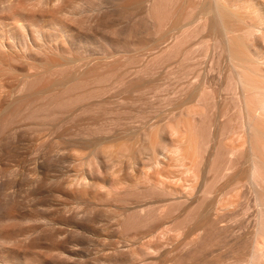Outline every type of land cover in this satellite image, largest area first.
Instances as JSON below:
<instances>
[{
    "label": "bare ground",
    "instance_id": "6f19581e",
    "mask_svg": "<svg viewBox=\"0 0 264 264\" xmlns=\"http://www.w3.org/2000/svg\"><path fill=\"white\" fill-rule=\"evenodd\" d=\"M0 264H264V0H0Z\"/></svg>",
    "mask_w": 264,
    "mask_h": 264
}]
</instances>
